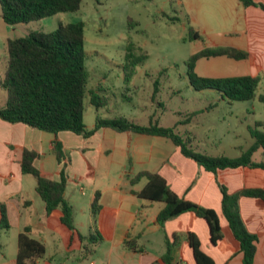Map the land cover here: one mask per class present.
Returning <instances> with one entry per match:
<instances>
[{
    "label": "crops",
    "instance_id": "1",
    "mask_svg": "<svg viewBox=\"0 0 264 264\" xmlns=\"http://www.w3.org/2000/svg\"><path fill=\"white\" fill-rule=\"evenodd\" d=\"M231 7L232 27L222 33L230 39L213 45L250 52L253 62L235 61H245L251 74L259 68L260 74L264 71V7L244 6L239 0H232ZM83 117L91 128L96 115L86 122L84 110ZM54 139L61 142L63 161L67 162L64 198L72 206L73 232L62 224L60 208L46 213L44 201L35 189V178L22 173L19 164L24 148L35 150L41 156L33 164L45 177L59 180L63 162L56 160L52 150ZM236 147L238 152L233 157L245 150ZM142 170L159 173L177 195L215 209L222 238L212 244L207 223L190 211L159 224L157 214L163 203L132 193L146 183L141 178L130 184V178ZM219 183L229 193L243 188L264 189V169L240 166L212 173L185 157L166 137L108 127L99 128L89 137L67 130L54 134L0 118V203L6 206L10 223L8 230H0V264H15L18 234L26 226L31 237L42 241L46 248L38 264H196L186 237L189 232L198 237L200 248L215 264H243L239 242L221 210ZM96 191L100 193L101 206L94 218L92 201ZM238 203L246 229L258 239L254 261L264 264V200L242 196ZM96 232L101 240L78 238V233L87 236ZM128 237L136 238L143 250L124 247L123 241Z\"/></svg>",
    "mask_w": 264,
    "mask_h": 264
},
{
    "label": "trees",
    "instance_id": "2",
    "mask_svg": "<svg viewBox=\"0 0 264 264\" xmlns=\"http://www.w3.org/2000/svg\"><path fill=\"white\" fill-rule=\"evenodd\" d=\"M244 6H258L263 4L255 0H239ZM82 0H0L1 18L8 25L27 23L59 12H74L79 10ZM129 25L136 22L129 18ZM188 39H200L201 34L188 26ZM135 48L129 40L126 50V59L130 67L126 79L134 74L135 60L128 59ZM5 72L0 80V87L5 91V101L0 105V118L11 123L21 122L32 128L56 134L67 130L83 137L91 136L96 130L108 127L116 131H131L141 134L162 136L170 139L179 147L180 152L187 158L194 160L206 171L216 173L225 168L240 166L258 167L264 169V123L257 122L249 127L253 139L251 146L240 155L228 157L225 155H209L193 149L192 138L180 135L173 127L159 125L152 115L147 125L132 121L124 115L103 118L96 115L94 125L88 128L84 122V100L89 95V102L98 110L107 103V99L96 91L88 90V72L85 66V38L84 23L82 21L59 23L51 31H31L25 36L8 39L5 45ZM129 55V56H128ZM128 56V57H127ZM216 56H226L234 60L247 59L253 62V55L243 49L231 46L204 47L190 55L187 64V76L190 85L195 90L215 89L228 101L249 100L257 98L264 103V92L258 94L257 87L261 80L260 69L256 74L240 76L206 77L194 72L198 59ZM194 113L189 116H193ZM188 121V120H187ZM52 150L58 162H63L59 180L45 177L33 164L41 155L35 150L24 148L19 160L22 173L30 174L36 181V192L44 201L47 214L54 209H61L60 220L72 232V206L64 198L67 181L63 161L64 152L60 141L54 139ZM260 150L262 159L255 161L253 155ZM141 178L146 179L145 185L138 191L132 190L137 197L163 203L157 214V221L163 224L166 220L183 212H193L205 220L209 228V238L216 244L223 236L219 216L215 209L200 205L177 195L171 190L167 181L157 172L142 170L130 178L133 185ZM221 193V210L228 222L234 238L239 242L243 264H256L254 255L257 248V236L250 233L240 216L239 198L257 197L264 200V189L243 188L229 193L226 186L219 183ZM100 193L95 192L92 201V215L95 218L99 208ZM10 223L7 209L0 203V230H8ZM101 240L99 233L78 238ZM192 249L196 264H215L213 259L200 248L198 237L189 232L186 235ZM17 255L15 264H38L37 260L44 257L46 248L42 241L31 237L30 228L24 227L17 238ZM123 246L142 251L138 247L136 238L128 237Z\"/></svg>",
    "mask_w": 264,
    "mask_h": 264
},
{
    "label": "rangeland",
    "instance_id": "3",
    "mask_svg": "<svg viewBox=\"0 0 264 264\" xmlns=\"http://www.w3.org/2000/svg\"><path fill=\"white\" fill-rule=\"evenodd\" d=\"M181 2L183 6L179 0H82L77 11L16 25L6 24L0 15V80L5 72L8 39L36 30L51 31L59 23L82 21L87 88L98 90L108 102L96 110L88 95L84 100L86 122L95 115H124L147 125L153 115L159 125L176 126L184 138L192 137L194 150L233 157L238 152L236 146L246 150L253 143L249 127L264 123V103L257 98L228 101L215 89L195 90L186 64L194 52L222 46L213 45L214 42L229 41L222 33L232 27V0ZM256 2L264 6V0ZM129 18L136 24L130 26ZM189 25L201 34L200 39H188ZM129 40L135 48L128 59L136 63L134 74L126 79L130 69L125 56ZM194 72L206 77L251 74L245 61L226 56L200 58ZM260 76L258 94L264 92V71ZM5 95L0 87V105ZM260 154L258 150L253 157L259 160Z\"/></svg>",
    "mask_w": 264,
    "mask_h": 264
}]
</instances>
